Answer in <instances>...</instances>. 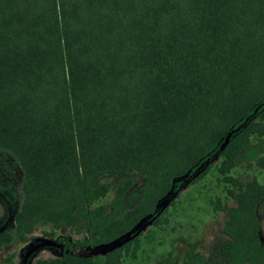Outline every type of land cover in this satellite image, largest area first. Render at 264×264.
I'll return each instance as SVG.
<instances>
[{
    "label": "trees",
    "instance_id": "16d2710c",
    "mask_svg": "<svg viewBox=\"0 0 264 264\" xmlns=\"http://www.w3.org/2000/svg\"><path fill=\"white\" fill-rule=\"evenodd\" d=\"M245 147L264 167V0H0V249L46 220L60 253L31 264H124L136 237L95 248L217 152L228 237L174 264H264V181L230 173Z\"/></svg>",
    "mask_w": 264,
    "mask_h": 264
},
{
    "label": "rangeland",
    "instance_id": "374dc122",
    "mask_svg": "<svg viewBox=\"0 0 264 264\" xmlns=\"http://www.w3.org/2000/svg\"><path fill=\"white\" fill-rule=\"evenodd\" d=\"M251 141L256 142V138L253 137ZM252 152L250 147H245L230 173L243 181L255 177L263 182L264 167L250 158ZM218 161L216 152L184 175L173 178L170 190L158 200L154 213L140 218L129 232L109 243L99 244L95 248L96 252L136 237L138 241L135 252L124 254V264H174L185 257L191 242H196V248L209 256L211 248L228 237L222 230L228 214L222 209H215L214 202L220 198L222 204L235 203L227 192L232 184L224 181L217 170ZM208 164H211L209 170L197 178ZM11 173L9 158L0 155V174L8 176ZM8 203L6 197L0 195V230L9 223L11 206ZM256 214L260 219L258 235L264 246V200L258 204ZM156 218L158 221L154 223ZM52 227L51 222L40 220L28 240L15 238L4 244L0 249V264L4 263V256L12 252L14 264H31L38 256L59 254L60 243L43 233Z\"/></svg>",
    "mask_w": 264,
    "mask_h": 264
},
{
    "label": "water",
    "instance_id": "95a60500",
    "mask_svg": "<svg viewBox=\"0 0 264 264\" xmlns=\"http://www.w3.org/2000/svg\"><path fill=\"white\" fill-rule=\"evenodd\" d=\"M227 137H228V136L225 137V141H226ZM129 231H130V230H129ZM129 231H128V232H129ZM55 243H56V242H55Z\"/></svg>",
    "mask_w": 264,
    "mask_h": 264
}]
</instances>
